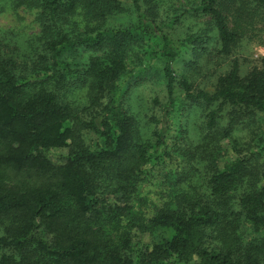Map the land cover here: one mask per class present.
<instances>
[{
	"label": "trees",
	"instance_id": "trees-1",
	"mask_svg": "<svg viewBox=\"0 0 264 264\" xmlns=\"http://www.w3.org/2000/svg\"><path fill=\"white\" fill-rule=\"evenodd\" d=\"M1 1L39 31L0 30V264H264V129L235 136L264 127V60L238 58L264 0ZM187 18L207 21L176 38ZM128 60L153 61L159 118L130 103Z\"/></svg>",
	"mask_w": 264,
	"mask_h": 264
},
{
	"label": "rangeland",
	"instance_id": "rangeland-1",
	"mask_svg": "<svg viewBox=\"0 0 264 264\" xmlns=\"http://www.w3.org/2000/svg\"><path fill=\"white\" fill-rule=\"evenodd\" d=\"M188 1L189 0H170L169 2L176 8H188ZM162 4H164V2ZM0 6H4L3 11L0 12V30L11 32L17 41L23 44L37 35L39 30L37 23L35 22L33 12H28L23 9L14 10L9 6H6L4 1L0 2ZM206 21L207 19L203 18H199L197 20L193 18L184 19L182 22H180V24L177 25V27H175V31L172 35H174L176 38H182L189 32L190 29L196 30L197 28H201ZM125 22V18H118L116 21L117 24ZM228 23L230 26H232L231 17H229ZM257 28H262V30H264V25H262V27L258 25ZM262 41L263 43L260 45L252 44L248 47H245L243 52L238 55L242 74H246L255 62L264 60V35ZM82 53L85 59L88 58L90 54L88 52ZM228 62H230V60L227 61V64ZM152 65L153 61L146 62L140 69H138L139 66L133 67V65L129 63V60L126 63V69L128 72H131L133 77L131 79V84L132 86L133 84L136 85L135 87L131 88L130 103H132L138 112V116L142 124L145 123L149 116H155L156 118H159L160 107L158 104H161L165 101L163 84L154 75ZM139 70H141L140 73H138ZM210 82L211 81H207L204 83L209 84ZM78 97L80 98H76V100H79V103L84 102L82 99V94L78 93ZM152 102L158 103L153 104ZM192 119L193 118H190V116H188L187 120L184 118L182 119V117L180 118V116H176L175 123L177 122L178 125L182 120L183 123H186L187 129H189L193 134H198V119L197 122ZM263 129L264 127L260 121L257 123H250L249 121L245 120L237 127L235 136L240 142H245L249 141L253 133H262ZM89 137H92L90 141L93 142L95 137ZM260 161L264 162V153L261 154ZM159 181V177L157 179L152 178L151 181H148L146 184H144L141 187L142 195L148 197V199L151 201H157V193L160 191L158 186ZM144 241L149 242V239L145 238Z\"/></svg>",
	"mask_w": 264,
	"mask_h": 264
},
{
	"label": "built area",
	"instance_id": "built-area-1",
	"mask_svg": "<svg viewBox=\"0 0 264 264\" xmlns=\"http://www.w3.org/2000/svg\"><path fill=\"white\" fill-rule=\"evenodd\" d=\"M263 51H264V49H263Z\"/></svg>",
	"mask_w": 264,
	"mask_h": 264
}]
</instances>
